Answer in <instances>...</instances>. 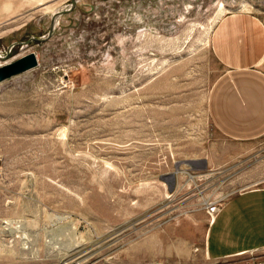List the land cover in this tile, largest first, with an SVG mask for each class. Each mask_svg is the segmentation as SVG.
I'll return each instance as SVG.
<instances>
[{"label":"rangeland","instance_id":"obj_1","mask_svg":"<svg viewBox=\"0 0 264 264\" xmlns=\"http://www.w3.org/2000/svg\"><path fill=\"white\" fill-rule=\"evenodd\" d=\"M70 5L0 0V64L38 58L0 82V264H232L207 257L205 234L264 184V133L214 122L231 66L213 36L227 15L264 23V0H77L52 23Z\"/></svg>","mask_w":264,"mask_h":264},{"label":"crops","instance_id":"obj_2","mask_svg":"<svg viewBox=\"0 0 264 264\" xmlns=\"http://www.w3.org/2000/svg\"><path fill=\"white\" fill-rule=\"evenodd\" d=\"M233 15H227L229 22L219 29L221 21L213 36L219 55L231 67L215 79L209 106L222 132L244 140L264 133V65H252L264 57V23L249 14ZM257 51L260 55H255ZM204 246L212 262L236 257L232 264H243L248 253H264V184L233 193L217 208L209 220Z\"/></svg>","mask_w":264,"mask_h":264},{"label":"water","instance_id":"obj_3","mask_svg":"<svg viewBox=\"0 0 264 264\" xmlns=\"http://www.w3.org/2000/svg\"><path fill=\"white\" fill-rule=\"evenodd\" d=\"M77 0H71V5L67 8L61 9L58 12L54 13L52 16V23L54 21V18L57 17L59 14L66 12V11H70L73 6L75 5ZM52 27V26H51ZM42 38H38V40H41ZM38 64V58H37V54L35 53V51H29L26 52L25 54L20 55L19 57L13 59V60H9L6 62H3L2 64H0V82L10 78L16 74H19L21 72H24L34 66H36ZM199 159H186L185 162L189 163L191 166L195 167V163L198 162ZM201 162H203V167H205V159H201ZM171 184L169 186V188L171 189L173 186V181L175 179V174L171 173L168 175Z\"/></svg>","mask_w":264,"mask_h":264},{"label":"built area","instance_id":"obj_4","mask_svg":"<svg viewBox=\"0 0 264 264\" xmlns=\"http://www.w3.org/2000/svg\"><path fill=\"white\" fill-rule=\"evenodd\" d=\"M243 264H261V262L256 260H245Z\"/></svg>","mask_w":264,"mask_h":264},{"label":"bare ground","instance_id":"obj_5","mask_svg":"<svg viewBox=\"0 0 264 264\" xmlns=\"http://www.w3.org/2000/svg\"><path fill=\"white\" fill-rule=\"evenodd\" d=\"M25 238V237H24Z\"/></svg>","mask_w":264,"mask_h":264}]
</instances>
